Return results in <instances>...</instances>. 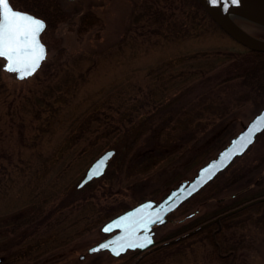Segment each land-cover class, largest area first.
Instances as JSON below:
<instances>
[{"label": "rangeland", "instance_id": "rangeland-1", "mask_svg": "<svg viewBox=\"0 0 264 264\" xmlns=\"http://www.w3.org/2000/svg\"><path fill=\"white\" fill-rule=\"evenodd\" d=\"M171 1L164 7L166 18L134 22L139 0H61L68 17L52 32L59 45L46 50L31 75L17 79L0 58V223L44 198L45 207L63 220L52 238L41 237L48 232L44 227L26 226L10 236L0 229V264L135 260L130 251L117 256L87 251L107 236L100 225L144 199L160 200L191 178L264 107V89L257 84L251 91L237 81L210 89L212 78L182 82L204 58L243 46L199 15L189 22L187 4L181 11L180 2ZM86 10L101 22L79 34L78 18ZM81 115L85 134L77 138L78 126L69 129L68 122ZM109 148L104 172L76 187L90 162ZM263 149L264 133L257 134L241 155L152 228L154 243L264 191V164L258 163ZM243 170L242 177L224 184ZM229 223L249 243L239 247V257L264 264V204ZM206 247L196 235L142 264H213L204 256Z\"/></svg>", "mask_w": 264, "mask_h": 264}, {"label": "trees", "instance_id": "trees-1", "mask_svg": "<svg viewBox=\"0 0 264 264\" xmlns=\"http://www.w3.org/2000/svg\"><path fill=\"white\" fill-rule=\"evenodd\" d=\"M160 1L161 0H139L136 10L132 17L133 21L136 22L137 20L142 18H156L157 16L161 17V19L166 18L165 15H168V10H165L164 7L167 4L172 3V1L162 0L161 3ZM178 1L180 2V4L177 6V8L181 11H183L182 4H187V7H184L188 10V12L186 13L188 15L189 22L192 20L190 19V17L199 15L200 17H202V19H207L213 27L220 29L218 25L207 15V13L197 3L196 0ZM9 4L12 8L26 11L34 16L41 18L45 22L46 28L43 32H41L39 38L41 42L45 45L46 50H48L49 48H56L59 45L58 39L52 36V32L58 23L66 20L68 17V12L66 11V9L63 8L62 4L60 3V0H9ZM235 20L250 33L256 36L264 37V28L242 19ZM100 22L101 20L97 14H95L91 10H86L85 12L81 13L78 18L76 31L79 34H82L90 27L99 25ZM172 23L173 25L175 24V22ZM46 64L48 65L47 62L44 65ZM181 74L182 73L180 71L179 75ZM187 74L188 75L182 76L184 78L182 82H184L185 80L186 82L190 80L192 82L196 81V83L200 84L212 78V83L208 85L209 89L219 87L221 85H226L232 81H237L242 85L250 86L249 90L251 91L255 90L256 84L260 85V87L264 89V51L251 50L243 46L242 50H226L223 52H215L212 57L204 58L198 65L191 68L190 71L187 72ZM168 88L169 87H167V91H169ZM154 101L158 102L159 99H156ZM84 120H86V118L84 119L83 115H81L80 117L76 116L74 119L68 122V124L70 125L69 129H71L74 125L78 126L77 131H75L74 133V136L77 138L81 137L80 135L82 133L85 134V132L82 131L83 126L81 125H84ZM77 121H79L80 123L78 122L76 124ZM263 133L264 129L258 134ZM260 155L261 156L258 163L264 164V149L261 151ZM256 166L257 164L255 165V167ZM246 171L247 170H243L240 172L238 171L233 173L227 181H224V184L229 183L236 178L239 179L246 173ZM263 194L264 191L259 192L257 194H253L246 199L236 200L225 204L221 209L215 211L213 214L206 216L200 220H197L192 224H187L162 239L166 240L180 233H183L219 213H222L249 199ZM46 202L47 199L44 198L42 201H39L36 204H32L19 217L13 218L6 223H0V229L4 228V230H6V232L4 233L9 235L17 232L18 230H20V228H25L26 226H33L34 228L38 227L39 229H43L44 227V229L48 232L41 237H54V232L52 231H54L59 226L60 222H62L63 220L59 218L58 214L54 213V211L56 210L45 207ZM262 204H264V200L253 203L252 205H248L236 212L221 217L218 222V228L217 224L215 222H212L185 237L152 249L141 255V257L138 258L134 264H142L151 257L157 254L159 255L165 253L169 251V249H171L172 247L181 244L184 240L196 235H201L208 245L204 253V256L207 261L213 264H248L244 259L239 257L238 251L239 247L243 245L249 246V243H243L242 235L235 234V227L230 224L229 221L235 216L252 209L254 205L259 206ZM60 206L63 212L68 214V212L65 210L67 204L63 203L60 204ZM38 236L39 235H37V237ZM162 239L161 241H163ZM132 261L133 260H131L130 263ZM128 262L126 264H130Z\"/></svg>", "mask_w": 264, "mask_h": 264}, {"label": "water", "instance_id": "water-1", "mask_svg": "<svg viewBox=\"0 0 264 264\" xmlns=\"http://www.w3.org/2000/svg\"><path fill=\"white\" fill-rule=\"evenodd\" d=\"M196 1L207 13V15L218 25V27L233 40L246 47L247 49L264 51V37L256 36L250 33L235 20L242 19L264 28V0H236L235 3H232L231 0H217L216 3H212V0ZM12 9L21 13H28L26 11L19 10L16 8ZM32 16L37 17L34 15ZM40 43L44 46L45 57V45L41 42V40ZM2 60V68L5 71H8L5 68L7 60L5 58H2ZM41 62L42 60L39 62V65ZM38 67H36V69ZM8 72L14 73V76L17 79H23L20 78V74L18 72ZM263 128L264 107L260 108L258 112L253 114L252 117L248 119L246 124L233 136H231L228 142L223 147H221L213 157L209 158L206 162L200 165L191 178L180 180L174 187L170 188L166 192V194L158 201H154L152 199H144L105 220L100 225L99 230L103 233H109L111 231L113 232L109 236L99 240L98 242L90 246L87 251L92 252L91 249H96L99 248V246L102 244H107L108 248L100 250H107L111 255L117 256L114 254L113 250L118 251L121 246L126 247L128 244L138 245L144 243L146 239L150 238L152 240V243L148 244L144 248H126V250H140L141 254L143 255L144 253L152 249L185 237L209 223L215 222L218 228V222L221 217L236 212L253 203L263 201L264 194L249 199L231 209L219 213L183 233H180L169 239L154 243L153 231L151 229L152 225L162 224L163 222H165V216L168 212L175 209L182 201H184L192 194L196 193L199 189H201L217 173L222 171L232 161L234 157L241 155L247 149V147L254 141L256 135ZM249 138H251L252 142L247 144L246 147H244V144ZM241 147H243V151H240ZM112 153L113 149L109 148L104 150L96 158H94L85 169L83 176L77 182L76 187L82 186L84 183H86L92 178L99 177L104 172L107 161L111 157ZM97 172L99 174H94ZM209 176L211 177L210 179L208 178ZM189 192H191L190 195L188 194ZM181 195L183 196L182 199L179 198ZM161 220L163 222H160ZM117 224H119L120 227H116ZM105 228H107L108 231H104ZM135 260H133L130 264H134Z\"/></svg>", "mask_w": 264, "mask_h": 264}, {"label": "snow or ice", "instance_id": "snow-or-ice-1", "mask_svg": "<svg viewBox=\"0 0 264 264\" xmlns=\"http://www.w3.org/2000/svg\"><path fill=\"white\" fill-rule=\"evenodd\" d=\"M216 2L217 0H212V3ZM231 2L235 3L236 0H231ZM45 28L46 24L41 19L13 10L9 0H0V58L7 60L6 70L18 72L20 78L31 75L35 71L39 62L44 59V46L40 43L39 36ZM251 142V138L247 139L244 147ZM240 151H243V147L240 148ZM188 194L190 195L191 192ZM179 198L182 199L183 196L181 195ZM116 227H120V225L117 224ZM104 231H108V229L105 228ZM151 243L152 240L148 238L144 243L128 244L126 247L121 246L118 251H113L115 255H120L128 247L144 248ZM105 248H108V245L102 244L99 248L91 249V251Z\"/></svg>", "mask_w": 264, "mask_h": 264}, {"label": "flooded vegetation", "instance_id": "flooded-vegetation-1", "mask_svg": "<svg viewBox=\"0 0 264 264\" xmlns=\"http://www.w3.org/2000/svg\"><path fill=\"white\" fill-rule=\"evenodd\" d=\"M60 3L62 4L61 0H60ZM155 225H158V224H153V225H152V228H153ZM152 228H151V229H152ZM112 232H113V231L107 233V236H109ZM107 236H105V237H107ZM105 237H104V238H105ZM104 238H102V239H104ZM155 243H156V242H155ZM88 248H89V247H88ZM127 251H130L131 254H132V253H135V254H136V258H138V257H140V256L142 255V254H141V251H140V250H137V249H133V250H129V249H127L126 251H124V253L127 252ZM139 255H140V256H139Z\"/></svg>", "mask_w": 264, "mask_h": 264}]
</instances>
